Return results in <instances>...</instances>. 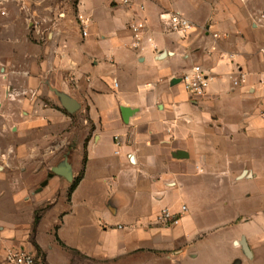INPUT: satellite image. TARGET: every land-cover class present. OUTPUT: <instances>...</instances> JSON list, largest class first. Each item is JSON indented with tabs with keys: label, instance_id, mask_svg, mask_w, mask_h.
I'll list each match as a JSON object with an SVG mask.
<instances>
[{
	"label": "crops",
	"instance_id": "crops-1",
	"mask_svg": "<svg viewBox=\"0 0 264 264\" xmlns=\"http://www.w3.org/2000/svg\"><path fill=\"white\" fill-rule=\"evenodd\" d=\"M21 1L29 31H10V59L0 61V264H7L6 248L14 233L10 209H22L34 219L38 210L50 206L49 213L61 201L66 208L52 229L66 247L93 255L97 246L99 254L111 255L120 251L115 239L122 240L124 249L134 238L136 244L148 242L155 248L183 243L192 264L207 232L190 214L172 227H159L154 220L162 209L154 206L181 197L191 182L211 177L214 159L220 160L213 139L220 135L221 121L245 114L221 110V103L247 92L264 95L259 87L264 29L257 22L262 14L264 28V0H134L131 6L118 0ZM35 6L54 14L42 19ZM165 13L185 16L196 32L187 38L171 33L161 19ZM80 17L89 22L87 38ZM139 21L146 22L147 31L134 48L130 26ZM30 32L38 43L30 41ZM27 41L30 48L24 46ZM194 65L212 77L208 96L199 103L191 101L180 82L173 84ZM237 70L248 75L239 88L232 84ZM58 94L75 101L78 111L70 113ZM248 123L254 130L255 121ZM64 164L71 166L72 182L59 175L49 178ZM195 164L207 167L210 176L196 173ZM125 197L139 216L129 224L134 232L118 225L116 234L112 221L126 213ZM184 204L189 208L182 200ZM165 208L181 210L173 203ZM92 213L99 214L103 242L92 251L69 246L60 237L66 220L71 217L83 226L82 215ZM251 217L246 223L253 225ZM261 228L229 237V243L247 237L249 247L253 237L258 246L250 247L251 257L241 249L242 255L235 253L228 264L255 261L263 244Z\"/></svg>",
	"mask_w": 264,
	"mask_h": 264
},
{
	"label": "rangeland",
	"instance_id": "rangeland-1",
	"mask_svg": "<svg viewBox=\"0 0 264 264\" xmlns=\"http://www.w3.org/2000/svg\"><path fill=\"white\" fill-rule=\"evenodd\" d=\"M40 9L42 12L39 13L43 16L42 19L54 14L51 9L44 10L43 7L35 6L36 12ZM7 11V17L0 16V61L10 59V31L15 35L29 31L26 22L29 15H27V10L21 0H17L11 5L8 4ZM262 16L260 14L261 20L263 19ZM13 19H15L16 22L14 21V23L16 24L10 30V22ZM259 19H257V22L260 23L263 30V23ZM30 35V41L38 43V41L35 42L32 32H30ZM24 46L30 48L28 41L27 45L24 44ZM261 58L264 64V58L262 56ZM259 87L264 86L259 85ZM220 107L224 111L236 110L245 114L243 113V118L224 119L225 123L221 121L220 135L213 139L218 144L217 155L220 154V160L219 156L214 159L212 163L214 169L210 167L212 170L210 172L212 173L211 177L200 178V183L194 184L191 182L192 184L183 189L181 197L172 196L160 205L154 206L160 207L161 210L173 203L179 209L182 200L189 203L186 215H192L197 226L207 232L202 238L203 243L197 247L200 251L199 257L192 264H228V260L231 261L235 257V253L242 255L240 254L242 247L237 246L235 243H229V237L241 231H253L260 227H263L261 229L264 235V221L261 220L264 217V95L260 92L258 94L257 92H247L238 100L233 97L224 100ZM252 119L255 121L254 130L250 129L248 123ZM231 123L238 124L239 128L237 130L232 129L236 126ZM228 156L231 159L230 161L227 159ZM194 167L195 172L198 174L208 175L209 173H207L208 168H204L200 164H195ZM197 167L202 168L203 172L199 171ZM57 200L60 201L59 198ZM122 200L128 208L122 217L114 218L112 226H114L113 229L116 234H119L118 225H122L123 231L129 234L135 231V229L129 227V224L139 214L135 210V204L131 206L132 200L130 198L125 197ZM143 200L146 199L143 198ZM147 201L151 204L149 199ZM64 203L65 201H61L49 213L50 206L37 211L38 213H36L34 219L35 217L39 219L45 217L41 227L40 225L34 226V219L31 214L25 213L22 209L17 211H11L10 209V230L14 231L10 238V247L34 249L37 255L36 264L189 263L188 259L185 258L188 245L183 243L173 246L164 244L160 248H155L156 246L148 242L136 244L134 243L136 238H134L131 239L133 240L131 246L124 249L122 240L115 239V243L118 244V246H115H120V251L111 255L99 254L100 249L97 246L95 250H98V252L93 255L76 252L70 247L62 246L54 238L52 228L56 224L59 212L64 211L66 208ZM184 205L187 206V204ZM142 213L145 214L146 211L143 210ZM149 214L153 215V212ZM253 214L255 224L250 225L251 223L246 222L253 219L251 217ZM82 216L85 223L83 226L80 225V221L72 220L71 217L67 219L60 237L71 247L92 251L98 242H103V240L101 241L102 228L99 225V214L92 213ZM157 226L169 228L173 225L157 224ZM149 227L152 228L153 226L149 225ZM215 227L217 228L214 229ZM233 227L234 230H230ZM248 227L252 228L248 229ZM212 233L217 235H212ZM254 239L256 238L250 237L251 248L258 246L253 243L252 240ZM236 240V242H239L240 239ZM260 243L263 244L260 249L258 248L255 261H245V264H264V237ZM242 253L245 254V252Z\"/></svg>",
	"mask_w": 264,
	"mask_h": 264
},
{
	"label": "built area",
	"instance_id": "built-area-1",
	"mask_svg": "<svg viewBox=\"0 0 264 264\" xmlns=\"http://www.w3.org/2000/svg\"><path fill=\"white\" fill-rule=\"evenodd\" d=\"M17 0H0V16L7 17V5L16 2ZM134 0H118L119 5L131 6ZM143 9V7H141ZM161 19L166 24L168 30L182 38H187L196 32V25L185 16L179 13H165L161 15ZM80 24L82 26V35L84 38L89 36V22L84 21L80 17ZM134 38L136 40L134 48H139L141 42V36L147 31V24L145 21L135 22L130 26ZM218 38V35L214 36ZM151 41V40H150ZM260 55L264 58V45L259 49ZM247 74L242 70H237L232 75V84L234 87L239 88L247 84ZM184 91L189 95L191 101L199 103L203 101L209 93L212 77L201 66L194 65L190 72L185 73L180 79ZM260 85L264 86V78L260 80ZM255 88H252L253 90ZM115 144L117 147L121 146L119 137L115 138ZM119 154V152H116ZM199 171L203 172V169L197 167ZM188 212V207L183 205L179 213H174L168 208L162 209L155 217L156 224L163 225H175L177 224ZM37 255L33 249L26 248H6L5 261L7 264H36Z\"/></svg>",
	"mask_w": 264,
	"mask_h": 264
},
{
	"label": "water",
	"instance_id": "water-1",
	"mask_svg": "<svg viewBox=\"0 0 264 264\" xmlns=\"http://www.w3.org/2000/svg\"><path fill=\"white\" fill-rule=\"evenodd\" d=\"M180 82V80H175L173 81V84L175 83H178ZM255 89L251 90V92H254ZM61 99L63 100V103H64V106L65 108L70 112V113H75L76 111H78L79 109V105L71 100V99H68L67 97H65L64 95H61V94H58ZM54 175H59L63 178H65L66 180H68L69 182H72L73 181V174H72V169H71V166L69 164H64L63 166L57 168V169H54L53 172L49 175V178H52ZM47 185V182H45L42 187L46 186ZM237 246H240L242 247L243 251L246 253V255L248 257H251L252 256V252L250 250V247H249V244L247 242V239L246 238H242L241 241L239 242H236L235 243Z\"/></svg>",
	"mask_w": 264,
	"mask_h": 264
},
{
	"label": "trees",
	"instance_id": "trees-1",
	"mask_svg": "<svg viewBox=\"0 0 264 264\" xmlns=\"http://www.w3.org/2000/svg\"><path fill=\"white\" fill-rule=\"evenodd\" d=\"M77 181L74 183V185H73V188H72V191L76 188V186H77ZM38 221H39V218H37L36 217V220H35V224H34V226H37V224H38ZM58 240V242L62 245V246H65L59 239H57ZM74 251V250H73ZM76 252H78V251H76Z\"/></svg>",
	"mask_w": 264,
	"mask_h": 264
}]
</instances>
